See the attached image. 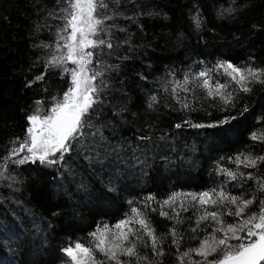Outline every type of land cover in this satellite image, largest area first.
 Wrapping results in <instances>:
<instances>
[{
    "label": "trees",
    "instance_id": "1",
    "mask_svg": "<svg viewBox=\"0 0 264 264\" xmlns=\"http://www.w3.org/2000/svg\"><path fill=\"white\" fill-rule=\"evenodd\" d=\"M105 2L103 11L118 15L105 22L113 26L111 34H101L113 47L97 49L100 55L93 58L92 66L99 59L104 70L95 83L103 80L104 85L90 113L92 128L84 130L85 147H74L51 166L39 161L8 164L5 175L13 179L0 180V264H64V247L76 241L87 246L90 233L115 225L133 206L143 208L149 195L163 200L173 192L224 186L232 195L255 196L257 204L264 198L256 180L238 177L225 185L227 177L217 171H236L237 155H264V141L251 138L253 132L264 133V84L252 83L251 92L234 93L235 107L227 112L221 111L219 98L206 97L199 88L179 91L195 108L182 110L171 91L174 81L220 61L264 69V0ZM63 7L66 0H0V157L10 141L23 139L36 101L47 110L53 97L67 90L70 76L46 63L63 43L58 41ZM40 75L44 79L36 81ZM210 75L213 83L228 79L222 70ZM236 87L232 84L227 91ZM225 115L237 118L216 128L185 123L208 124ZM239 171L264 178V162L256 168L241 164ZM257 204L249 211H257ZM178 210L184 219L176 225L184 251L197 245L191 237L203 233L189 231L194 226L191 207ZM148 215L156 234L166 237L164 255L155 257L143 245L141 255L153 264H178L168 236L174 221Z\"/></svg>",
    "mask_w": 264,
    "mask_h": 264
},
{
    "label": "snow or ice",
    "instance_id": "2",
    "mask_svg": "<svg viewBox=\"0 0 264 264\" xmlns=\"http://www.w3.org/2000/svg\"><path fill=\"white\" fill-rule=\"evenodd\" d=\"M107 8L105 0H66V7L61 8L60 19L64 23L60 29L63 34H58V41L63 43L57 44L58 54H54L46 63L48 67L59 68L70 76L67 90L61 97H53L47 110L43 109L41 101H36L33 114L26 117L28 127L23 139L15 138L9 142L10 147L5 146L6 155L0 157V180L13 179L5 175L9 163L22 165L38 160L41 164L51 166L62 162L65 154L74 147L77 151L85 147L84 130L92 128L90 113L96 110L94 106L100 102L104 85L103 80L95 83L98 77L103 76L104 70L99 67V59L96 60L97 66H92L93 58L100 55L97 49L113 47L110 40L104 39L101 34H111L113 26L105 22L112 20L118 13L110 16L103 11ZM195 22L199 27L198 18ZM69 62L73 67L67 66ZM220 70L228 79L224 83L219 80L213 83L210 73ZM35 79L40 81L44 76ZM252 83L264 84V69L250 66L241 68L228 61H220L211 69L205 68L198 73L185 75L182 82L174 81L171 91L182 110L195 111V108L186 97L179 96V91L195 92L199 88L205 91L206 97L219 98L223 105L221 111L227 112L229 107H235L234 93L251 92ZM232 84L237 87L227 91ZM151 99L153 103L156 102L155 96ZM236 118L225 115L213 123L193 124L190 120L185 123L195 128H216L229 125ZM181 126L176 125L177 128ZM251 138L264 141V133L258 135L253 132ZM258 162H264V155L252 157L241 154L234 159L236 171L223 167L217 171L227 177L225 185L238 177L246 178L256 180L257 191L264 192V178L239 171L241 164L246 168H256ZM128 203L131 205L133 201ZM142 203L143 208L133 206L130 214L115 225L109 227L105 224L90 233L92 240L87 246L76 241L64 247L61 250L66 257L64 264H153L147 255H141L139 247H150L153 256H163L161 245L166 237L156 234L148 212L174 221L168 236L176 247L178 264H264V198L257 204L255 196L246 199L243 195H232L224 186H220L201 192H173L163 200L149 195ZM153 203L157 207H152ZM254 204H257L258 210L249 211ZM189 207L194 210V226L189 231L194 234L202 232L203 235L191 237L197 241L195 247L180 251L184 237L176 225L183 224L184 219L178 209L187 212ZM225 217L233 219L229 222ZM193 256L199 259H193Z\"/></svg>",
    "mask_w": 264,
    "mask_h": 264
},
{
    "label": "rangeland",
    "instance_id": "3",
    "mask_svg": "<svg viewBox=\"0 0 264 264\" xmlns=\"http://www.w3.org/2000/svg\"><path fill=\"white\" fill-rule=\"evenodd\" d=\"M70 63V62H69ZM71 64V63H70ZM71 66H73V65H71ZM27 127H28V122H27ZM21 155H23V153L21 154ZM38 161V160H37Z\"/></svg>",
    "mask_w": 264,
    "mask_h": 264
}]
</instances>
